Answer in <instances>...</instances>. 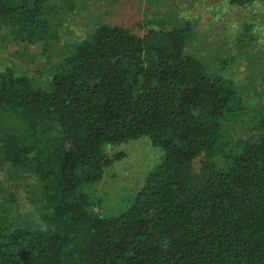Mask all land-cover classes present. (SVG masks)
<instances>
[{
	"label": "trees",
	"instance_id": "trees-1",
	"mask_svg": "<svg viewBox=\"0 0 264 264\" xmlns=\"http://www.w3.org/2000/svg\"><path fill=\"white\" fill-rule=\"evenodd\" d=\"M45 2L0 0L8 34L41 37ZM157 25L98 23L45 86L0 71V264H264V100L186 51L188 22ZM141 135L160 160L123 211H94L82 186L120 156L103 144Z\"/></svg>",
	"mask_w": 264,
	"mask_h": 264
},
{
	"label": "rangeland",
	"instance_id": "rangeland-1",
	"mask_svg": "<svg viewBox=\"0 0 264 264\" xmlns=\"http://www.w3.org/2000/svg\"><path fill=\"white\" fill-rule=\"evenodd\" d=\"M44 6L46 29L31 41L13 38L0 20V71L11 68L45 86L61 57L100 22L142 33L158 23L173 27L186 21L190 26L186 51L198 56L208 71L233 73L239 91L249 96V108L264 100V1L237 5L229 0H46ZM230 124L233 130L250 134L247 115ZM103 149L109 156H120L103 168L99 180L82 188L94 211L113 215L129 205L162 151L147 135L105 142ZM198 166L195 159L192 167ZM0 175H6L3 169ZM27 180L13 182L22 196Z\"/></svg>",
	"mask_w": 264,
	"mask_h": 264
},
{
	"label": "clouds",
	"instance_id": "clouds-1",
	"mask_svg": "<svg viewBox=\"0 0 264 264\" xmlns=\"http://www.w3.org/2000/svg\"><path fill=\"white\" fill-rule=\"evenodd\" d=\"M49 224L43 218L37 217V228L41 233H46L49 231Z\"/></svg>",
	"mask_w": 264,
	"mask_h": 264
}]
</instances>
